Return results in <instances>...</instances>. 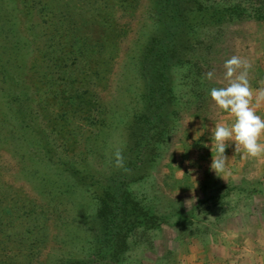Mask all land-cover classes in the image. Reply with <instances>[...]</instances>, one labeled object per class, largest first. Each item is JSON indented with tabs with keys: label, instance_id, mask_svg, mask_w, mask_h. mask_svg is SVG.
Wrapping results in <instances>:
<instances>
[{
	"label": "rangeland",
	"instance_id": "rangeland-1",
	"mask_svg": "<svg viewBox=\"0 0 264 264\" xmlns=\"http://www.w3.org/2000/svg\"><path fill=\"white\" fill-rule=\"evenodd\" d=\"M32 1L0 10V264H264V157L230 143L210 169L233 117L209 96L236 56L264 118V0L177 1L154 122L140 56L164 0Z\"/></svg>",
	"mask_w": 264,
	"mask_h": 264
},
{
	"label": "clouds",
	"instance_id": "clouds-1",
	"mask_svg": "<svg viewBox=\"0 0 264 264\" xmlns=\"http://www.w3.org/2000/svg\"><path fill=\"white\" fill-rule=\"evenodd\" d=\"M224 68L227 85L209 90L214 106L233 117L230 125H216L210 138L211 146L214 143L216 151V155L212 156L210 169L218 177L225 171L227 158L224 153L230 143H234L235 150L242 149L249 158L264 157V143L260 142L264 134V118L250 107L252 90L248 72L251 65L233 56L225 61ZM213 75V72L207 73L209 79H212ZM261 95H264V89L261 90Z\"/></svg>",
	"mask_w": 264,
	"mask_h": 264
},
{
	"label": "trees",
	"instance_id": "trees-1",
	"mask_svg": "<svg viewBox=\"0 0 264 264\" xmlns=\"http://www.w3.org/2000/svg\"><path fill=\"white\" fill-rule=\"evenodd\" d=\"M98 1V4H102L104 0H95L94 3H97ZM177 1L178 0H164L161 3L159 2L157 19L161 22L162 29L154 38L151 39L148 47L146 46V48L142 50L140 56L142 78L144 83V97L147 103V110H149L150 114V116L146 114V120L149 122H154L157 118H160L161 112L164 110L165 104H167V85L170 81L168 69L175 63V61L178 62V60H175V56L179 55L178 39L181 36L182 31L180 30L178 24L172 23L175 20L174 18L179 13V7L176 5ZM29 4V8L34 11L37 10L39 13L42 12V10L50 12V5L46 1L39 0L36 5L32 1ZM16 5L17 4L14 0H0V10H5L6 8L16 10ZM46 5L48 10L45 8ZM66 6L67 2L65 3V7ZM38 7L40 10H38ZM78 8L79 7L76 9ZM169 9H171V11H167ZM56 11H58V9H56ZM167 12H173V16L169 21L165 22V20H163V16L164 14H168ZM45 14L42 15V17H44ZM146 127L147 126L144 127L145 130ZM115 198L118 199V196ZM116 204L119 205L117 201ZM114 223V221L110 223L112 232H114ZM111 237H113V233L105 236V239H109Z\"/></svg>",
	"mask_w": 264,
	"mask_h": 264
}]
</instances>
